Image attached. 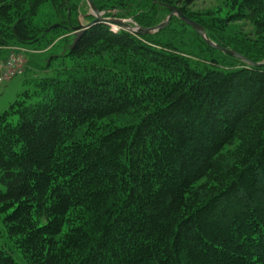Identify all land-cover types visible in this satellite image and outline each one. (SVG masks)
Listing matches in <instances>:
<instances>
[{"label":"trees","instance_id":"trees-1","mask_svg":"<svg viewBox=\"0 0 264 264\" xmlns=\"http://www.w3.org/2000/svg\"><path fill=\"white\" fill-rule=\"evenodd\" d=\"M91 1L142 28L174 7L264 62V0H223V14L187 9L197 0ZM80 5L0 0V53L50 51V76L0 113L14 250L26 264H264V67L177 17L149 35L98 24L75 42ZM0 264L17 263L0 249Z\"/></svg>","mask_w":264,"mask_h":264},{"label":"rangeland","instance_id":"rangeland-1","mask_svg":"<svg viewBox=\"0 0 264 264\" xmlns=\"http://www.w3.org/2000/svg\"><path fill=\"white\" fill-rule=\"evenodd\" d=\"M223 0H197L192 4L187 6V9L198 12L199 14H206L216 11H225L222 8ZM181 6V3L175 5ZM115 13V11H113ZM80 16L78 17L79 24L85 26L89 23L86 15L90 14L89 7L87 6L85 0H81L80 5ZM104 14L103 12H100ZM103 17V15H102ZM239 28L248 34H252L251 26L246 22L238 23ZM112 31H117L118 29L115 27H111ZM56 43V42H55ZM53 43V44H55ZM52 44V45H53ZM26 50L25 54L23 55L24 58V71L21 75L15 76L10 79H6L3 83L0 84V113L3 112L8 105L15 99L16 95L20 94L26 89L25 81L33 77H43V76H50V71H44L43 67L45 64H50V51L42 50L40 48L39 51L37 48L32 46H23ZM50 48V47H48ZM9 52L2 51L0 53V65H2L8 57ZM1 74V70H0ZM0 189H3L2 185L0 184ZM0 249L5 251L9 254L17 264H26L20 254L14 250L11 241L7 237L5 226L2 222V216L0 215Z\"/></svg>","mask_w":264,"mask_h":264},{"label":"water","instance_id":"water-1","mask_svg":"<svg viewBox=\"0 0 264 264\" xmlns=\"http://www.w3.org/2000/svg\"><path fill=\"white\" fill-rule=\"evenodd\" d=\"M87 6L89 7L90 10V15L94 18L91 22H89L87 25L82 26V25H78L77 27V32L78 35L75 38V42L78 40L80 34H82L83 32H85L88 29H91L92 27L98 25V24H104L106 26H113L115 28H117L118 30H123L126 31L130 34L133 35H149V34H153L156 33L157 31L161 30L163 27H165L168 22L171 20V18L173 17H177L179 18L185 25H187L188 27H190L192 29L193 32H195L196 34L199 35V37L210 47L213 48L219 52H221L222 54L234 58V59H238L244 63H246L247 65L251 66V67H264V62L261 63H252L250 61H248L247 59H245L244 57L240 56L239 54H237L236 52L223 48L219 45H216L215 43H213L212 41H210L208 39V37L205 34V31L203 29V27H201L199 24H197L196 22L186 18L183 14H181L176 8L174 7H170V13L167 15V17L164 19L163 22H161L159 25H157L156 27L153 28H142V27H138L136 24H134L131 20L129 19H118L115 17H108V18H104L102 17V15L97 11V9L95 8L94 4L92 3L91 0H85ZM56 28V26H52V29Z\"/></svg>","mask_w":264,"mask_h":264},{"label":"built area","instance_id":"built-area-1","mask_svg":"<svg viewBox=\"0 0 264 264\" xmlns=\"http://www.w3.org/2000/svg\"><path fill=\"white\" fill-rule=\"evenodd\" d=\"M26 50L24 48H13L5 62L0 65V84L6 79L21 75L24 71V58Z\"/></svg>","mask_w":264,"mask_h":264}]
</instances>
